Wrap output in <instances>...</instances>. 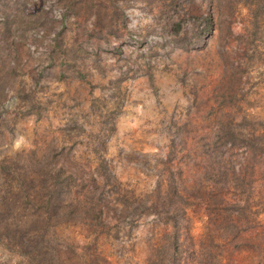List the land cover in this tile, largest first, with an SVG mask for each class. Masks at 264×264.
I'll return each mask as SVG.
<instances>
[{"label":"rangeland","instance_id":"obj_1","mask_svg":"<svg viewBox=\"0 0 264 264\" xmlns=\"http://www.w3.org/2000/svg\"><path fill=\"white\" fill-rule=\"evenodd\" d=\"M0 264H264V0H0Z\"/></svg>","mask_w":264,"mask_h":264}]
</instances>
